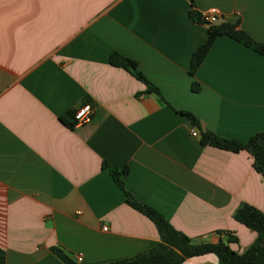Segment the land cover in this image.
Returning <instances> with one entry per match:
<instances>
[{"label": "crops", "instance_id": "1", "mask_svg": "<svg viewBox=\"0 0 264 264\" xmlns=\"http://www.w3.org/2000/svg\"><path fill=\"white\" fill-rule=\"evenodd\" d=\"M0 0V250L6 264H107L153 246L152 220L125 201L110 166L128 167L125 187L196 241L237 236L245 252L257 233L236 220L264 211V179L252 155L202 144V129L245 142L264 132V55L220 36L192 76L190 60L212 8L264 43V0ZM120 52L165 99L160 104ZM200 85L192 90V83ZM91 120L70 127L76 109ZM107 225L108 229L103 227ZM181 264H219L213 253Z\"/></svg>", "mask_w": 264, "mask_h": 264}, {"label": "trees", "instance_id": "2", "mask_svg": "<svg viewBox=\"0 0 264 264\" xmlns=\"http://www.w3.org/2000/svg\"><path fill=\"white\" fill-rule=\"evenodd\" d=\"M195 7V2L192 0ZM192 17L200 23L208 26L206 40L200 44L193 52L190 60L189 72L194 76L201 66L216 39L220 36H228L254 51L264 55V43L257 41L243 29H240L237 23L222 21L219 24L210 23L203 19L202 13L192 10ZM110 63L112 65L122 67L130 71L136 78L146 84V92H155L158 97L165 103L159 88L155 86L143 72L138 68L136 60L114 51L110 55ZM200 85L194 81L192 90L199 91ZM180 114L187 117L192 124L200 130V140L202 144L214 146L220 149L239 152L245 150L253 157V166L264 179V132L253 134L247 141L242 142L234 139L221 137L216 133L202 129L201 122L198 117L191 111L176 110ZM75 115V113H74ZM74 115L72 121L67 122L70 127H74L76 120ZM104 167L109 168L114 180L125 193V201L131 207L147 216L156 225L160 240L152 248L139 253L131 258L116 260L107 264H181L189 257L213 253L219 259V264H264V211L253 205L243 206L236 214V220L246 225L248 228L257 233L255 242L243 253H238L231 248V243L237 241V236L225 232L217 231L220 235L218 242L196 241L184 232L176 229L171 222L154 207L138 201L125 187L124 176L129 173L128 167L117 168L110 166L107 162ZM54 252L66 264H80L76 259L68 255L64 250L54 247ZM0 264H6L5 254L0 250Z\"/></svg>", "mask_w": 264, "mask_h": 264}, {"label": "built area", "instance_id": "3", "mask_svg": "<svg viewBox=\"0 0 264 264\" xmlns=\"http://www.w3.org/2000/svg\"><path fill=\"white\" fill-rule=\"evenodd\" d=\"M202 17L205 21L214 23L220 17V12L216 8H212L202 13ZM93 113H94V109L91 104H84L79 106L76 109L74 115L76 124L80 125L89 122L93 116ZM191 133L193 136L199 135V132L196 127L192 128ZM103 229L107 230L108 226L105 225ZM75 259L77 262L80 263L82 261V255L81 254L76 255Z\"/></svg>", "mask_w": 264, "mask_h": 264}, {"label": "water", "instance_id": "4", "mask_svg": "<svg viewBox=\"0 0 264 264\" xmlns=\"http://www.w3.org/2000/svg\"><path fill=\"white\" fill-rule=\"evenodd\" d=\"M221 22H222V18L219 17L214 23H215V24H219V23H221ZM150 95L153 96V97H155V98L157 99V101H158L160 104H162V101H161V99L158 97V94H157V93L152 92V93H150Z\"/></svg>", "mask_w": 264, "mask_h": 264}]
</instances>
